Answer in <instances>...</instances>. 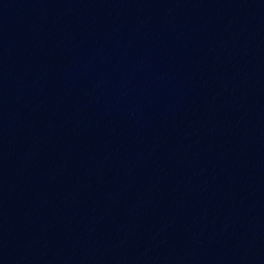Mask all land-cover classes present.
Wrapping results in <instances>:
<instances>
[{
  "label": "water",
  "instance_id": "water-1",
  "mask_svg": "<svg viewBox=\"0 0 264 264\" xmlns=\"http://www.w3.org/2000/svg\"><path fill=\"white\" fill-rule=\"evenodd\" d=\"M0 264H264V0H0Z\"/></svg>",
  "mask_w": 264,
  "mask_h": 264
}]
</instances>
